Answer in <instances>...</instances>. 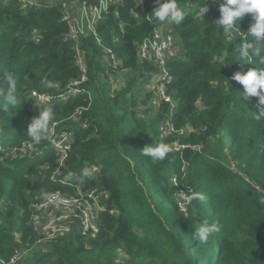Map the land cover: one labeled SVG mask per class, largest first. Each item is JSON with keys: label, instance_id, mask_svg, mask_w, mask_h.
Segmentation results:
<instances>
[{"label": "trees", "instance_id": "obj_1", "mask_svg": "<svg viewBox=\"0 0 264 264\" xmlns=\"http://www.w3.org/2000/svg\"><path fill=\"white\" fill-rule=\"evenodd\" d=\"M32 1L0 0V73L18 75L21 95L0 114V264H264V119H254L258 97L244 101L243 85L232 79L264 67L239 60L238 45L252 39L242 37L251 15L226 34L215 25L223 0H178L186 13L180 25L150 18L155 0H110L98 36L80 41L83 72L61 0ZM158 26L175 36L170 100L158 94L159 65L141 57L142 41ZM69 86L76 90L60 97ZM33 92L53 100L40 102ZM48 106L52 124L73 131L62 176L78 184L72 173L93 170L81 185L101 193L104 209L96 235L75 231L37 245L32 203L57 189L75 191L51 178L58 155L50 140L36 145L27 135ZM155 141L174 149L163 161L140 155ZM188 189L206 200H185ZM203 218L220 225L206 244L192 238ZM17 249L29 252L11 263Z\"/></svg>", "mask_w": 264, "mask_h": 264}, {"label": "built area", "instance_id": "obj_2", "mask_svg": "<svg viewBox=\"0 0 264 264\" xmlns=\"http://www.w3.org/2000/svg\"><path fill=\"white\" fill-rule=\"evenodd\" d=\"M21 1L24 7L33 3L32 0ZM109 3L110 0H100L98 3H91L89 0H61L60 2L64 11L63 19L68 22L70 27V37L76 43V61L83 72H86L87 65L85 54L80 49V41L88 33L98 36L97 23L103 18L104 12L108 10ZM140 48L143 59L153 60L159 65L162 82L157 86L158 94L161 98L170 100L165 80L169 78V59L176 54L175 36L172 28L170 26L154 28L153 33L142 41ZM109 64L116 67L118 61L111 59ZM84 77L83 74L82 80ZM75 90L74 88L70 89L69 86L65 92L60 94V97L67 98L66 94ZM33 96L40 102L53 100V95L48 92H33ZM81 112L82 110L78 109V113ZM59 125L60 122L55 121L51 126L50 144L58 155V165L51 178L61 184L74 186L75 191L70 193L57 189L32 203L33 216L39 234L37 245L75 231L84 236L96 235L100 230V211L104 209L100 192L94 188H85L81 184L70 183L67 178L62 176L69 158V151L72 148L73 131L70 129L59 130ZM84 126L86 127V124ZM200 147V145H196L193 148L200 150ZM26 148L30 150L33 149V146L28 143ZM26 148L24 146L22 150L26 151ZM46 212L50 214L49 220L45 218ZM17 238H20V234H17ZM28 252V249H17L11 263L24 258Z\"/></svg>", "mask_w": 264, "mask_h": 264}, {"label": "clouds", "instance_id": "obj_3", "mask_svg": "<svg viewBox=\"0 0 264 264\" xmlns=\"http://www.w3.org/2000/svg\"><path fill=\"white\" fill-rule=\"evenodd\" d=\"M154 8L150 18H154L160 23L180 25L186 18L185 11L179 6L178 0H155ZM203 11H208V7ZM221 16L215 21V25L219 26L224 33H232L238 27L240 21L246 15H251L252 23L250 24L247 36L251 37V41L247 39L238 45L240 52V61L251 62L258 61L260 65H264V0H223L220 5ZM255 64V63H254ZM233 80L243 85L244 91L242 97L244 101H250L252 97H258L259 112H256L254 119L261 121L264 119V67L249 69L247 72L237 71L234 73ZM7 81V89L0 87V114H9L19 103L21 97L17 84L19 77L15 72L0 73V81ZM42 83H46L42 81ZM16 114V113H15ZM55 110L53 107H40L39 114L34 116L27 126V135L36 145L42 141H48L51 138V124L55 119ZM14 116V115H13ZM12 116V117H13ZM172 146L164 142H156L148 144L140 149L142 157H150L153 162L163 161L169 153L173 152ZM260 150L264 151V143H261ZM93 170L88 167L83 168L79 174L72 173L78 184H84L88 178H91ZM172 185H176L175 181ZM189 193L184 197L187 201L197 200L203 202L206 200L204 193L188 189ZM260 202L264 203V196L260 198ZM187 215V214H186ZM220 231V225L207 218H203L201 223L194 225L192 238L201 244H206L210 237Z\"/></svg>", "mask_w": 264, "mask_h": 264}, {"label": "rangeland", "instance_id": "obj_4", "mask_svg": "<svg viewBox=\"0 0 264 264\" xmlns=\"http://www.w3.org/2000/svg\"><path fill=\"white\" fill-rule=\"evenodd\" d=\"M162 75V72L161 71H157V72H155L154 73V78L156 79V80H158V78L160 77ZM115 77H116V75H114ZM114 76H110V79L111 80H113L114 79ZM118 77L120 78L121 77V74H118ZM32 101V99H30V102ZM48 195V194H47ZM46 195V196H47ZM45 218H46V220H49L50 219V214H49V212H46L45 213Z\"/></svg>", "mask_w": 264, "mask_h": 264}]
</instances>
